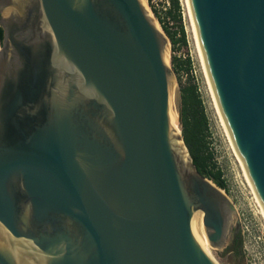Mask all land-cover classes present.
Wrapping results in <instances>:
<instances>
[{
    "label": "water",
    "instance_id": "95a60500",
    "mask_svg": "<svg viewBox=\"0 0 264 264\" xmlns=\"http://www.w3.org/2000/svg\"><path fill=\"white\" fill-rule=\"evenodd\" d=\"M188 1L264 209V0ZM0 26V264H217L192 220L222 249L238 218L171 124L168 37L142 0H0Z\"/></svg>",
    "mask_w": 264,
    "mask_h": 264
},
{
    "label": "rangeland",
    "instance_id": "374dc122",
    "mask_svg": "<svg viewBox=\"0 0 264 264\" xmlns=\"http://www.w3.org/2000/svg\"><path fill=\"white\" fill-rule=\"evenodd\" d=\"M179 1V13L180 19L174 20L170 16L166 15L165 12L171 8L172 1L170 2V7L167 10H164L160 4L159 6L155 5L152 0H142L146 8L148 9L150 15L155 20L157 26L160 30L163 31L158 19L155 17L153 13V8L158 11V13L162 16L165 20L166 25L170 29L172 33H174L177 42L173 44L169 37H168V46L166 49V61L170 65V67L174 71V82L172 86V95L173 99H176V93L180 95V87L186 83H194L198 87L200 95L203 99L206 112L209 118V125H210V147L212 152L214 153V159L220 169L223 170L225 175V179L229 184V187H234L237 189L236 180L244 179V173L240 162L235 154L233 146L230 142V139L227 135V132L220 122L219 115L217 113L216 106L214 104L213 97H211V91L206 81V76L204 74L203 66L201 64V59L198 53V49L196 46L193 28L190 22V18L188 15L186 0H178ZM168 17V18H167ZM180 25L183 28V35L180 31ZM183 39V40H182ZM168 57V58H167ZM176 57L177 59L184 60L189 58L191 62V66L189 70L183 66H177V69L174 70L172 58ZM179 108L177 106V117H179ZM176 111V112H177ZM178 126L180 129L179 121ZM181 131V130H180ZM237 217V215H236ZM196 221V220H195ZM198 222V220H197ZM240 227V226H239ZM241 241H242V234L240 229ZM210 257L217 263V264H239V260L230 257L229 255L222 253L221 249H214L209 246ZM243 254V253H242ZM244 263V256L240 261V264Z\"/></svg>",
    "mask_w": 264,
    "mask_h": 264
},
{
    "label": "trees",
    "instance_id": "16d2710c",
    "mask_svg": "<svg viewBox=\"0 0 264 264\" xmlns=\"http://www.w3.org/2000/svg\"><path fill=\"white\" fill-rule=\"evenodd\" d=\"M152 10L163 31L169 37L171 42L175 44L177 39L175 38L174 33L170 31L165 20L158 13V11L155 8ZM165 14L174 20H179V1L172 0V6L165 12ZM180 31L183 35V28L181 25ZM2 38L3 30L0 26V45ZM172 62L174 70L177 69V66L180 67L183 65H185L184 67L186 70H189L191 66L189 58L180 60L173 57ZM178 121L184 143L199 172L209 178L218 187L224 188L225 181L222 178V171L218 167L214 159V153L210 147L211 133L209 118L198 87L194 83H186L180 87V108Z\"/></svg>",
    "mask_w": 264,
    "mask_h": 264
},
{
    "label": "built area",
    "instance_id": "2783aa9c",
    "mask_svg": "<svg viewBox=\"0 0 264 264\" xmlns=\"http://www.w3.org/2000/svg\"><path fill=\"white\" fill-rule=\"evenodd\" d=\"M171 1L152 0L155 5L160 4L164 10L170 7ZM221 171L225 181V187L221 189L233 203L241 229L243 264H264V215L255 193L245 176L243 180H236V190L234 187H229L223 170Z\"/></svg>",
    "mask_w": 264,
    "mask_h": 264
},
{
    "label": "bare ground",
    "instance_id": "6f19581e",
    "mask_svg": "<svg viewBox=\"0 0 264 264\" xmlns=\"http://www.w3.org/2000/svg\"><path fill=\"white\" fill-rule=\"evenodd\" d=\"M186 5H187V10H188V15H189V18H190V22H191V25H192V28H193V33H194V38H195L196 46H197L198 53H199V56H200V59H201V64L203 66L204 74H205L206 79H207L206 81L208 82V85H209V88H210V91H211V95H212L211 97H213L214 104L216 106L217 113H218L219 118H220V122L224 126V128H225V130L227 132V135H228V137L230 139V142H231V144L233 146L231 137H230V135L228 133V130L226 129L225 123H224V121L222 119V116L220 114V111L218 109V105L216 103V99L214 97V94H213V91H212V87H211L210 82H209V79H208V75H207V71H206V67H205V63H204V58H203L202 51H201V48H200V45H199L198 36H197V32H196V28H195V25H194V21H193V17H192V14H191L190 5H189V1L188 0H186ZM172 95H174V94L171 91V95H170V110H169V113H170V121H171L172 126L176 129V132L177 133H180V129H179V126H178V117H177L178 111H177L176 99L174 100L173 97H172ZM233 149H234L235 154H236V156H237V158H238V160L240 162V165L242 167L244 176H245L247 182L249 183L252 191L255 193L254 188L252 186V183H251V181H250V179L248 177V174L246 172V169H245V167H244V165L242 163V160L240 159V157L236 153V150H235L234 146H233ZM255 196H256V199L258 201V204L261 207L262 213L264 215L263 206H262L259 198L257 197L256 193H255ZM197 220H198V222H197ZM192 230H193V233H194L196 239L201 244L202 248L206 251V253H208L210 255V251H209V246L210 245L208 243V240H207V237H206V234H205V231H204V228H203V225H202L201 217L200 216H194V218L192 220Z\"/></svg>",
    "mask_w": 264,
    "mask_h": 264
},
{
    "label": "flooded vegetation",
    "instance_id": "af4514ba",
    "mask_svg": "<svg viewBox=\"0 0 264 264\" xmlns=\"http://www.w3.org/2000/svg\"><path fill=\"white\" fill-rule=\"evenodd\" d=\"M221 252L239 260L240 264V261L243 258V252L239 225L233 226L230 229L227 242L225 246L221 249Z\"/></svg>",
    "mask_w": 264,
    "mask_h": 264
},
{
    "label": "clouds",
    "instance_id": "9594fccd",
    "mask_svg": "<svg viewBox=\"0 0 264 264\" xmlns=\"http://www.w3.org/2000/svg\"><path fill=\"white\" fill-rule=\"evenodd\" d=\"M26 3H27V0H25V6H26ZM10 18H11V14H9V15H5V16L3 17V19H5V20L10 19ZM2 85H3V84H0V87H2ZM30 114H35V111L30 112ZM77 160H79V157H77Z\"/></svg>",
    "mask_w": 264,
    "mask_h": 264
}]
</instances>
